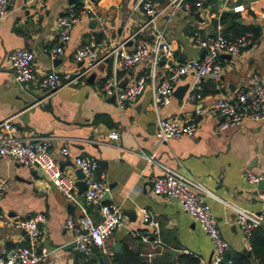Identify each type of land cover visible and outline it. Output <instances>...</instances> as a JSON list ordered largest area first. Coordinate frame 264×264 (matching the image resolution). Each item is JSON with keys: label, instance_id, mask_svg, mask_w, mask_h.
Returning <instances> with one entry per match:
<instances>
[{"label": "crops", "instance_id": "obj_1", "mask_svg": "<svg viewBox=\"0 0 264 264\" xmlns=\"http://www.w3.org/2000/svg\"><path fill=\"white\" fill-rule=\"evenodd\" d=\"M94 14H84L71 29L70 39L62 54L53 56L50 49L59 38L60 20L76 0H14L6 14L0 18V121L12 118L18 135L31 130L51 133L52 150L60 165L66 164L64 174L75 177L79 168L72 157L61 153L69 146L74 155H94L99 159L97 178L109 188L111 197L106 203L120 205L125 213V226L119 228L107 243L108 249L125 244L146 250V245L134 241L132 231H145L143 211L152 212L161 224L159 236L168 250L178 255L191 253L199 256L203 264H212L214 243L175 200H164L153 192L154 180L162 174L158 164L187 171L200 180L213 194L206 201L217 216L222 234L230 243L229 252L247 250L244 234L236 225V213L229 202L240 208L260 212L264 209V189L244 179L247 169H264V118L246 117L242 125L219 130L222 116L213 110L220 95L234 96L247 84L250 75L264 74V0H203L204 6L194 10L184 8L162 11L155 23L166 29L174 58L183 62L202 57V47L193 40V31L216 34L219 26L232 36L233 29L221 23L224 13L237 14L240 28L256 26L260 35L239 55L225 54L219 82L210 76L201 79L190 73L181 78L179 87L199 86L202 99L184 102V96L174 94L166 105H153V89L167 71L163 61L155 83L148 79L144 92L124 110L119 109L116 96L105 94L101 87L115 66L113 55L108 56L115 43L125 42L123 49L133 51L138 39H153L149 16L139 6L140 0H91ZM169 0H156L159 10ZM199 11L198 14H195ZM144 27L141 31L140 29ZM227 29V30H226ZM140 31V32H139ZM91 40L98 42L103 61L80 84L66 85L52 91L45 105L36 100L46 92L35 82L23 85L16 81L8 55L18 48L35 52V65L39 70L76 71V49ZM150 63L143 61L128 70H119L121 81L145 75ZM175 90V92H176ZM186 91V93H187ZM185 93V94H186ZM157 112L164 118L181 116L195 118L197 132L168 141L157 136ZM120 132L119 139L109 133ZM155 155L157 162L143 154ZM5 180L8 192L0 199V247L4 255L11 256L19 247L28 246L30 238L17 224L35 219L39 214L46 218L41 225L44 236L39 252L47 253L43 264H74L77 255L74 236L65 229L69 215L68 204L75 207L76 215L85 206L84 191L77 184V200L70 202L38 167L25 166L16 159L0 156V181ZM90 213L99 218V207L90 206ZM249 251V250H248ZM176 255V256H178ZM174 256V257H176Z\"/></svg>", "mask_w": 264, "mask_h": 264}, {"label": "built area", "instance_id": "obj_2", "mask_svg": "<svg viewBox=\"0 0 264 264\" xmlns=\"http://www.w3.org/2000/svg\"><path fill=\"white\" fill-rule=\"evenodd\" d=\"M14 0H0V18L6 14L7 6ZM78 8L73 4L69 11L60 20V33L57 44L50 49L53 56L62 54L70 39L73 26L78 23L84 14H94L95 9L91 0H76ZM141 6L149 16L152 24L153 39H138L133 51L123 49L125 42L115 43L108 56L115 59L114 71L103 82L102 91L105 94L116 96L119 109L124 110L135 102L144 92L148 79L154 83L158 78L161 62L167 65L164 79L153 89V105L157 110L159 105H166L172 101L176 87L181 78L192 73L197 79L204 76L212 77L219 82L223 75L224 65L221 57L225 54L239 55L254 41V33L248 31L234 38L225 35L221 26L216 34H204L201 30L193 31V40L197 45L206 50L202 57L189 58L178 62L170 42L167 39L166 29L155 23L162 11L171 8L173 11L184 8L194 10L204 6L203 0H169L162 10L156 6V0H140ZM264 18V9L262 11ZM142 27L140 31L143 29ZM139 31V32H140ZM98 42L91 40L79 46L74 57L81 66L76 71L39 70L35 65V52L29 48H18L8 55L15 79L26 85L35 82L46 92L44 96L36 100V104L45 105L52 91L66 86L77 85L96 68L105 57L98 51ZM147 61L150 70L147 74L131 79L125 87H122L119 70H128L131 67ZM203 94L199 86H193L184 96V102L202 99ZM213 110L222 116L218 124L219 130H225L234 125H242L246 117L254 119L264 118V74L253 72L246 85L240 87L234 96L220 95L213 103ZM157 136L160 140L168 141L183 136H194L197 132L196 119H184L181 116L164 118L157 112L156 117ZM112 139H119L120 132L113 130L109 133ZM54 136L51 133H41L31 130L25 135H18L17 128L12 118L0 121V156L18 160L25 166L41 168L57 187L61 194L70 202L76 201L77 179L65 175L60 163L55 156L52 145ZM61 153L65 157H72L77 168L84 174L86 189L84 191L85 206L76 216H69L65 222V229L74 236L76 250L85 256H91L96 249H100L104 256L112 259L115 249H108L107 243L114 233L125 226L126 217L120 205L102 202V198L109 191L108 185L97 178L100 168L99 159L94 155H74L69 146H63ZM152 162H157L155 155L144 153ZM158 164L162 174L155 178L153 192L164 200H175L182 209L189 214L200 228L211 238L214 243V260L212 264H222L225 255L230 251L231 245L224 238L220 222L206 201V197L213 194L206 186L187 171L175 169L170 166ZM244 179L250 183L264 182V169L254 171L247 169ZM5 180L0 181V199L8 192ZM264 200V194L262 195ZM236 213V225L244 234L247 242V250H252V236L256 228L264 227V209L260 212L249 211L229 202ZM99 207V218L90 213L89 207ZM46 218L39 214L35 219L23 221L17 224V228L26 231L30 238L28 246L19 247L11 256H6L0 247V264H43L47 253L39 252L41 239L44 236L41 225ZM143 222L149 226L145 231H132L131 237L146 245V250L140 255L152 262L157 257L168 252V247L159 236L160 222L149 210L143 211ZM103 264H107L104 261Z\"/></svg>", "mask_w": 264, "mask_h": 264}, {"label": "trees", "instance_id": "obj_3", "mask_svg": "<svg viewBox=\"0 0 264 264\" xmlns=\"http://www.w3.org/2000/svg\"><path fill=\"white\" fill-rule=\"evenodd\" d=\"M237 14L224 13L221 15V23L228 25L227 29H233L231 37L234 38L239 35L245 34L248 31L254 33V40L260 35V28L256 26L252 27H238L239 24L234 21ZM226 29V30H227ZM252 250H245L243 252L234 253L228 252L225 255L222 264H264V227L256 228L252 236ZM139 248L130 247L125 244L122 252L116 253L114 257L110 260L100 249H96L91 256H85L84 254L77 252L74 264H103L104 261L107 264H203L199 256L191 253H182L174 257L170 254V250L166 252L163 256L157 257L152 262L144 259L140 255Z\"/></svg>", "mask_w": 264, "mask_h": 264}, {"label": "water", "instance_id": "obj_4", "mask_svg": "<svg viewBox=\"0 0 264 264\" xmlns=\"http://www.w3.org/2000/svg\"><path fill=\"white\" fill-rule=\"evenodd\" d=\"M159 1H162V0H159ZM238 2H239V3H242L243 0H238ZM198 12H199V11H196L195 14H198ZM205 53H206V50L204 51V54H205ZM126 84H127V80H124V81L121 83L122 87H125ZM187 89H188V86H185V87H179V88L176 90L175 94L179 95L180 97H183V96L185 95ZM60 166H61V170H62V172H64V171H65V167L68 166V165H66V164H61ZM76 175H77V178H78V182H77V184L80 185V186L82 187L83 191H85V189H86V184H85V181L83 180V179H84V174H83L82 170H81V169H78L77 172H76ZM258 185H259V187H260L261 189H264V182H260V183H258ZM110 197H111V194H110V191H108V192L104 195V197L102 198V202H107V201L110 199ZM68 211H69V215H71V216H76V213H75V207H74L72 204H68ZM23 233L26 234V231H23ZM74 247H76V244H75V243L72 244L71 248H74ZM121 248H122V246H121L120 244H117V245H115V247H114L116 253H120V252H121ZM170 254H171L172 256H176V255H178V251H177V250H171V251H170Z\"/></svg>", "mask_w": 264, "mask_h": 264}]
</instances>
